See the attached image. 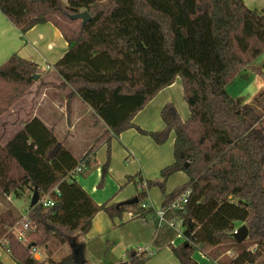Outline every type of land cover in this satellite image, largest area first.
<instances>
[{
  "label": "trees",
  "instance_id": "1",
  "mask_svg": "<svg viewBox=\"0 0 264 264\" xmlns=\"http://www.w3.org/2000/svg\"><path fill=\"white\" fill-rule=\"evenodd\" d=\"M0 9L23 33L46 22L61 31L68 50L54 64L62 79L54 86L72 89L66 95L68 115L77 95L104 121L105 133L135 128L164 144L175 132L172 164L153 179L128 176L139 186V201L131 204H98L72 174L97 164L94 145L77 159L37 117L0 144L1 191L21 196L25 188H37L39 198L50 194L54 199L52 206L37 202L29 209L30 243L43 249L42 260L26 242L6 234L16 215L0 213V237L6 234L4 246L18 264H57L53 256L69 242L80 248L76 234L87 233L102 210L111 217L130 207L141 217L153 212L141 207L152 187L165 194L163 207L192 190L185 213L176 212L186 241L171 250L181 264H197V250L220 264L257 263L264 254V91L253 103H243L227 86L264 53L263 12L245 0H0ZM83 10L89 21L72 18ZM37 71L35 62L16 53L0 65V115L27 93ZM177 78L190 116L183 120L167 102L161 110L164 129L137 125L134 117ZM110 160L108 144L99 188ZM178 171L188 181L166 194L167 179ZM235 221L248 226L246 240L233 236ZM230 249L236 257L226 256ZM128 256L123 264H144L149 258L136 249Z\"/></svg>",
  "mask_w": 264,
  "mask_h": 264
},
{
  "label": "crops",
  "instance_id": "2",
  "mask_svg": "<svg viewBox=\"0 0 264 264\" xmlns=\"http://www.w3.org/2000/svg\"><path fill=\"white\" fill-rule=\"evenodd\" d=\"M245 3L248 7L264 13V0H245ZM67 50L68 42L53 23L37 24L23 33L0 9V65L16 53L35 62L39 69V72L34 73L39 77L32 88L9 112L0 117V119H7L6 122L13 128L9 137L0 136V142L6 145L28 121L37 117L55 131L57 138L77 159H80L94 145L93 153L97 164L91 167L84 166L74 178L98 204L124 203L137 196L139 192L138 184L128 182V176L140 173L145 180L153 179L159 176L163 168L173 163L175 132L170 133L164 144H157L151 136L142 134L135 128L125 130L119 135L105 133L104 121L77 95L71 102V111L68 115L66 95L72 89L54 86L62 82L54 64L64 56ZM251 75L254 77L252 83L249 78ZM227 90L237 100L253 103L264 91V61L259 63L256 60L249 64L228 84ZM59 92L63 94L65 92L64 98L61 94L58 95ZM167 102H172L176 106L183 120L190 116L180 78L162 89L134 117L133 121L148 131L164 129L166 124L161 117V110ZM26 106L31 113L23 121L21 115ZM57 116L61 117L63 123L55 122ZM80 135L85 136V141L81 150L77 151L74 144ZM108 144L111 149L110 166L105 185L99 188L102 165L107 159ZM187 181L188 175L183 171L172 174L167 179L166 194ZM164 199L165 194L159 187L148 190L149 207L153 209L162 207ZM6 210H11L17 218L21 213L19 209L15 210L12 207ZM152 214L149 212L141 217L132 207L124 211L121 216L111 217L104 210L97 213L93 218L91 229L85 234L77 233L75 237V242L82 245L84 264H123L129 260L130 249L149 255L144 264H181L170 247L173 239L177 245L181 239L176 236L172 238L169 228H158ZM242 224H244L242 221L234 222L235 228ZM69 245L64 262L74 254L75 243L69 242ZM56 254L53 260L60 264V261L55 258ZM236 255L237 252L234 257ZM193 259L197 264H215L198 250L193 254ZM0 264H18L4 244L0 246Z\"/></svg>",
  "mask_w": 264,
  "mask_h": 264
},
{
  "label": "built area",
  "instance_id": "3",
  "mask_svg": "<svg viewBox=\"0 0 264 264\" xmlns=\"http://www.w3.org/2000/svg\"><path fill=\"white\" fill-rule=\"evenodd\" d=\"M81 169H82L81 167H77L72 172L73 177H76V175L81 171ZM55 192L57 193V195H59L58 189H55ZM191 192H192L191 188L186 189L169 206L167 207L162 206L158 209H154L152 212L153 218H155V223L158 228L170 226L178 231L176 237L178 239H181L179 245L186 241V237L183 234L184 231L183 219L179 215H176V212L181 211L182 213H185L186 204L188 202ZM38 202L43 206L47 207V206H52L54 204V199L51 197L50 194H44L39 198ZM141 206L143 208H148L149 203L144 202L141 204ZM176 226L182 227L181 230H178ZM32 227L33 224L31 218L29 217V210H28V213L21 220H19L17 223L13 224L7 229L6 234L14 235L19 240L26 242L33 256L36 259L42 260L44 258V251L42 249L37 248L34 245V243H29L30 242L29 232L32 229ZM236 231L237 228L234 229V232ZM6 234L0 237V246L7 242L5 237ZM171 243L174 244L175 246L177 245L174 239L171 241ZM214 263L220 264L218 261H215Z\"/></svg>",
  "mask_w": 264,
  "mask_h": 264
},
{
  "label": "rangeland",
  "instance_id": "4",
  "mask_svg": "<svg viewBox=\"0 0 264 264\" xmlns=\"http://www.w3.org/2000/svg\"><path fill=\"white\" fill-rule=\"evenodd\" d=\"M66 1V0H65ZM98 43V41H96ZM264 61V53L257 59V62L259 63H262ZM250 82L252 83V80H253V76L251 75L250 77ZM34 84H35V80H34ZM33 84V85H34ZM32 85V86H33ZM32 88V87H31ZM30 88V89H31ZM29 89V90H30ZM28 90V91H29ZM27 91V92H28ZM61 94V97L64 98V94L62 92H59L58 95ZM60 96H58L59 98ZM257 98V97H256ZM21 99V98H20ZM19 99V100H20ZM18 100V101H19ZM17 101V102H18ZM16 102V103H17ZM15 103V104H16ZM14 104V105H15ZM34 104V103H33ZM13 105V106H14ZM12 106V107H13ZM77 104L75 105V108L77 109ZM9 108L6 112H4L1 116L5 115L7 112H9L11 109ZM30 113H31V110L28 109V106H26V108L23 109L22 111V119L24 121L25 118H28V116H30ZM67 119V117H66ZM7 119L5 118H2L0 119V136H3V138H7L9 137V133H12L13 132V128L10 127V125L6 122ZM55 122L58 123V124H61L63 123V120L61 119L60 116H57V118L55 119ZM88 134V133H87ZM85 136L83 135H80L76 141H75V144H74V147L77 149V151H80L82 146L84 145V139ZM89 137V136H88ZM0 144H2L0 142ZM79 153V152H77ZM34 191H32L30 188H25L24 191L22 192L21 196H17L15 193H10V194H6L4 193L3 191H1L0 189V211L2 210H6V208L8 207H12L14 208L15 210L16 209H19L21 211V213H19V217H18V220H16L14 222L17 223L19 220H21L27 213H28V210L30 209V207H32L31 203H32V200H33V197H34ZM8 196H10V199H8ZM165 228H169V230L171 231L172 233V238H174L177 234V230H175L173 227H170V226H166ZM176 228H178V230H181L182 227L180 226H176ZM30 243V242H29ZM171 246H175L174 244L170 243V247ZM70 248V245L69 243H67L66 245L63 246L62 249H60V251L56 254L55 258L57 259V261H60V263H63L64 262V259H65V252L68 251V249ZM43 250V249H42ZM139 252V251H137ZM140 253V252H139ZM226 256H228L229 258H232L235 256L236 254V250L235 249H230L229 251H227L226 253ZM146 256L149 257V255L147 254ZM44 257H45V253H44ZM44 259V258H43ZM256 264H264V254L259 258V260L257 261Z\"/></svg>",
  "mask_w": 264,
  "mask_h": 264
},
{
  "label": "water",
  "instance_id": "5",
  "mask_svg": "<svg viewBox=\"0 0 264 264\" xmlns=\"http://www.w3.org/2000/svg\"><path fill=\"white\" fill-rule=\"evenodd\" d=\"M72 18L81 19L83 21V23H86L87 21H89L91 19V15L89 14V12L87 10H83V11L77 12L76 14H73ZM38 77H39L38 74H33L34 80H37ZM34 194L35 195L33 197L32 203H31L32 206H34L39 200V193H38L37 188H35ZM138 201H139L138 197L135 196L131 200H128L124 203L131 204V203H137ZM248 233H249L248 226L246 224H242L241 226H239L237 228V231L233 233V236L238 241H244L247 239ZM63 263L64 264H84L85 259H84L82 246L78 249H75L73 257L67 259Z\"/></svg>",
  "mask_w": 264,
  "mask_h": 264
}]
</instances>
